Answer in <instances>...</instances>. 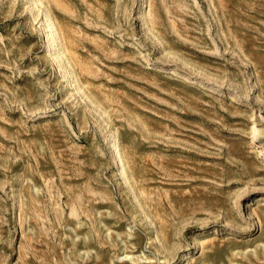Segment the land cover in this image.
I'll list each match as a JSON object with an SVG mask.
<instances>
[{
	"label": "rangeland",
	"instance_id": "374dc122",
	"mask_svg": "<svg viewBox=\"0 0 264 264\" xmlns=\"http://www.w3.org/2000/svg\"><path fill=\"white\" fill-rule=\"evenodd\" d=\"M0 264H264V0H0Z\"/></svg>",
	"mask_w": 264,
	"mask_h": 264
}]
</instances>
